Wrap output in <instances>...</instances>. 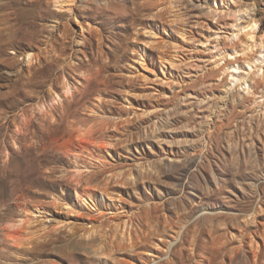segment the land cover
Here are the masks:
<instances>
[{
  "label": "rangeland",
  "instance_id": "1",
  "mask_svg": "<svg viewBox=\"0 0 264 264\" xmlns=\"http://www.w3.org/2000/svg\"><path fill=\"white\" fill-rule=\"evenodd\" d=\"M71 1L0 0V264H264V0Z\"/></svg>",
  "mask_w": 264,
  "mask_h": 264
},
{
  "label": "bare ground",
  "instance_id": "2",
  "mask_svg": "<svg viewBox=\"0 0 264 264\" xmlns=\"http://www.w3.org/2000/svg\"><path fill=\"white\" fill-rule=\"evenodd\" d=\"M73 1H71V0H54V3H55V5L56 6H58L60 9H63L64 7H66V6H69V5H71V4H73L72 3ZM248 28H249V34H246L245 35V38H244V40L246 41L245 43H242V45H241V47H245L246 45L249 47L250 46V44L251 43H253V41H255V33H256V31H257V28H258V22H257V20H252L251 22H249V25H248ZM247 28V29H248ZM263 39H264V35H262L261 37H260V39H259V44H260V49H262V47H263ZM256 42H258V40H256ZM255 44V43H254ZM257 44V43H256ZM264 53V52H263ZM262 53V54H263ZM256 56L258 57V58H256ZM261 55H255V56H253L250 60L251 61H253V63H256V59L258 60L259 59V57H260ZM263 57V56H262ZM262 57L260 58V59H262ZM31 58H32V54H28V56H27V60L28 61H30L31 60ZM256 58V59H255ZM250 61V62H251ZM233 80V79H232ZM15 227V226H14ZM23 233V232H22ZM22 233H21V229H19L18 231H15L14 232V234L11 236V238H12V241L14 242V243H18V244H21V242H22V240H24V237H23V235H22Z\"/></svg>",
  "mask_w": 264,
  "mask_h": 264
}]
</instances>
